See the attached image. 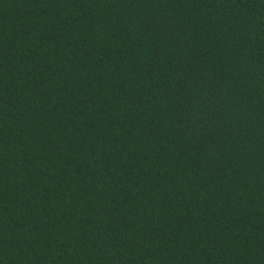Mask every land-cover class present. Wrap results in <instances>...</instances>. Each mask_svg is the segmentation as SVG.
Wrapping results in <instances>:
<instances>
[{
    "label": "trees",
    "instance_id": "1",
    "mask_svg": "<svg viewBox=\"0 0 264 264\" xmlns=\"http://www.w3.org/2000/svg\"><path fill=\"white\" fill-rule=\"evenodd\" d=\"M0 264H264V0H0Z\"/></svg>",
    "mask_w": 264,
    "mask_h": 264
}]
</instances>
